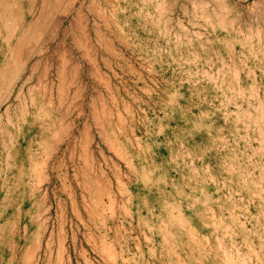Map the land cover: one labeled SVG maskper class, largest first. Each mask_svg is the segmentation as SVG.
<instances>
[{
	"label": "rangeland",
	"instance_id": "374dc122",
	"mask_svg": "<svg viewBox=\"0 0 264 264\" xmlns=\"http://www.w3.org/2000/svg\"><path fill=\"white\" fill-rule=\"evenodd\" d=\"M0 264H264V0H0Z\"/></svg>",
	"mask_w": 264,
	"mask_h": 264
},
{
	"label": "bare ground",
	"instance_id": "6f19581e",
	"mask_svg": "<svg viewBox=\"0 0 264 264\" xmlns=\"http://www.w3.org/2000/svg\"><path fill=\"white\" fill-rule=\"evenodd\" d=\"M205 75V74H204ZM262 108V107H261ZM258 110H259V108H258ZM262 111V110H261ZM260 113V112H259Z\"/></svg>",
	"mask_w": 264,
	"mask_h": 264
}]
</instances>
